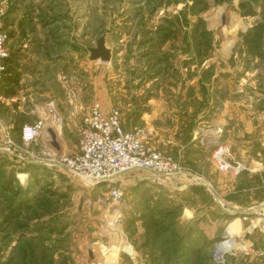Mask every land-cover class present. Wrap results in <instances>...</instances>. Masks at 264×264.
<instances>
[{"label": "rangeland", "instance_id": "obj_1", "mask_svg": "<svg viewBox=\"0 0 264 264\" xmlns=\"http://www.w3.org/2000/svg\"><path fill=\"white\" fill-rule=\"evenodd\" d=\"M0 32L7 36L9 55L0 93L15 97L9 105L13 110L0 100V264H136L135 259L147 264L155 253L151 250L159 246L165 249L160 252L163 262L157 264H244L248 253L244 246L238 258L233 252L243 236L238 240L230 229L218 228L210 238L194 235L198 239L193 242L206 251L192 256L181 239L191 244L198 223L180 224L181 209L165 201L164 184L181 183L183 176L193 174L198 183L195 194L202 197L206 192L219 198L235 189L239 193L240 174L252 163H262L257 157L262 154L258 138L261 132L264 135L260 114L264 107L238 106L221 141L208 147L203 157L214 169L213 180L183 165L179 151L167 150L162 140L173 127L181 129L189 121L194 123L185 126L193 132L198 115L208 112L216 117L225 104L260 103L264 0H0ZM102 36L112 51L108 63L89 58V49L96 48ZM7 72L13 73V87L4 86ZM24 74L30 78L22 82ZM190 82L195 85L186 91ZM96 104L104 112L119 110L124 132L147 130L145 143L171 159L182 174L164 178L134 170L112 183L93 185L54 169L55 158L48 151L58 156L78 153L80 131ZM19 106L26 114L17 110ZM246 109L254 129L251 135L240 119ZM37 125L42 127L41 136L26 144L23 128ZM208 125L204 130L210 129ZM49 129L59 150L48 145ZM239 137L242 141L236 140ZM221 148L228 172L213 162ZM21 174H27L23 184ZM140 177L152 185L138 189L128 184ZM114 186L121 188L124 204L129 205L116 224L112 221L116 206L108 195ZM222 205L225 218L228 206ZM139 209L158 210L159 219L143 225L144 239L136 240L134 247L146 241L148 250L135 252L132 239L140 227H134L137 219L132 213L137 215ZM211 218L202 220L198 230ZM254 222L264 229V221ZM170 225L173 229L166 233ZM226 240L232 247L218 260L216 248Z\"/></svg>", "mask_w": 264, "mask_h": 264}, {"label": "crops", "instance_id": "obj_2", "mask_svg": "<svg viewBox=\"0 0 264 264\" xmlns=\"http://www.w3.org/2000/svg\"><path fill=\"white\" fill-rule=\"evenodd\" d=\"M7 34V33H6ZM203 72L198 73L199 75ZM13 76L12 72H7L6 83L4 86H12L14 85L12 78ZM196 76V75H195ZM30 78V75L24 74L21 77L22 82L26 79ZM195 78V77H193ZM200 78V76H199ZM10 79V80H9ZM10 81V82H8ZM10 83V84H9ZM194 82H190L187 84V88H193ZM2 84L0 86V89H2ZM262 97L259 98L260 103L253 102L250 104L249 102L244 103H238L237 106L228 103L224 105V112L216 117L213 115H209L208 112L206 114H203V116H197L200 120L198 124L196 125V129L193 130L191 127H187L185 125L193 124V121H189L188 123H185L182 128L173 127L171 130V133H168L167 135H164L162 142L164 143V146L167 150H174L179 151L177 155L179 154V159L182 161L183 165L187 164L190 165L197 170L201 171L204 178L208 180H213L214 174H213V168L208 164V159L206 157H203L204 154H207L209 152L208 147L213 145H216L218 142L221 141L223 136L226 134V123L229 121L231 117H236L235 111L236 108L241 106L242 104H246L248 106L256 107H264V93H261ZM0 100H2V105L6 107H10L13 110L12 106H9L11 103H14L15 97L11 96L10 98L5 97L0 93ZM18 111H22L21 113L26 114V110L23 107H18ZM247 113H244V115L240 116V119L246 123L245 126V133L247 135H251L254 129L252 128V123L249 120L250 118V111L248 109ZM260 114L264 115V108L260 109ZM264 120V116L262 117ZM213 120V124L211 123ZM210 127L209 130H204V126L206 124ZM181 131V132H180ZM184 134V140H182L181 137ZM263 132H261V135L258 138V141L263 145L261 148V153H264V135H262ZM179 136V137H178ZM241 140V138H236V140ZM250 139H246L244 141H249ZM181 144V145H180ZM180 145L179 149H176V146ZM246 148H251L250 146H246ZM262 154H260V158L257 157V160L262 162L260 165H258V162H254L250 166V170L248 172H243L240 174V176H243V183L240 186V191L237 193V190L235 189L234 192L229 193L226 197L219 198L217 196H213L212 194H209L206 192V196L202 197L198 194H195L197 191V186L195 182V179L193 178L194 175H187L188 178L183 176L181 179V183L175 182L174 184L169 183L164 184L165 190L168 192L165 196V201L168 202L171 206L175 205L180 207L181 211L179 213L180 217L179 220L180 224H192L193 222L198 223L197 229L194 231L193 236L191 237V244H189V239L187 241V238L181 239L186 250H189V252L193 253L192 256L200 255L201 252L206 251L205 249L202 251V247L200 243L195 244L194 235L198 236L199 234L206 235L208 238H210L212 235L215 234V230L218 228L230 229V233L235 236L238 240L241 239V236H243V243H239L235 246V250L233 251L237 256L239 257L240 248L244 246V248L248 251V253L244 256V264H264V229L262 230V223L259 224L257 227L254 226L256 220L260 219L264 221V159ZM188 170L191 169L189 166L185 167ZM236 177V176H235ZM236 180V178H235ZM128 184L133 183V187H142L145 185H149L153 183L150 182L147 178H138L133 180H127ZM125 183V182H124ZM167 183V182H164ZM157 184V183H156ZM198 184V183H197ZM125 189L126 186L124 185ZM139 189V188H138ZM170 189V190H169ZM170 192H169V191ZM138 191V190H137ZM209 191V190H207ZM208 193V194H207ZM133 199V197H130ZM141 198V197H140ZM146 198V196H145ZM207 198V199H205ZM219 198V199H218ZM221 199V200H220ZM126 200V199H125ZM124 200V203H126ZM142 200V198H141ZM134 201V200H133ZM143 202V200H142ZM141 202V203H142ZM145 202V201H144ZM222 202L227 204L228 206V215L224 218L222 215V209L224 206L222 205ZM136 203V202H135ZM197 205H196V204ZM207 203V204H206ZM239 204V205H238ZM128 206L126 207V204L123 206L122 212L128 211ZM171 208V207H170ZM185 210L189 213V215H185ZM170 212V211H169ZM131 212H129L130 214ZM158 210L151 212L147 210H141L139 209L138 214L136 215V212H133L132 215L134 216V220L137 219L134 223V227H137V225L140 227V230H136L134 232V239H132L134 242L133 246L131 247L129 244H126L125 247L128 248L130 246L133 251H145L146 249V241H144L145 245H139V248L134 247L136 245V240L144 239L143 234V225L144 224H153L156 223L159 219L158 217ZM171 218V213H169ZM214 218L212 221H209L207 223V226L205 228H202L200 230L199 227L201 226V221L205 220L206 218H209L210 220ZM113 219V218H112ZM224 219V222H223ZM197 221V222H196ZM212 225V226H211ZM171 227V228H170ZM166 230V233H170L172 231V225ZM189 229V228H188ZM134 231V230H133ZM127 236V235H126ZM124 237V236H123ZM129 237V235H128ZM149 238V237H147ZM198 239V238H196ZM195 241V242H193ZM148 242V241H147ZM149 246H152L150 244ZM165 247L159 246L154 247L151 251H154L155 253H152L150 257L147 260V264H157L163 262V255H161V251H163ZM165 255V254H164ZM136 260V259H135ZM133 260L134 263H138V261ZM142 262L143 260L140 259ZM164 264H172L171 262H164ZM180 264V263H179Z\"/></svg>", "mask_w": 264, "mask_h": 264}, {"label": "built area", "instance_id": "obj_3", "mask_svg": "<svg viewBox=\"0 0 264 264\" xmlns=\"http://www.w3.org/2000/svg\"><path fill=\"white\" fill-rule=\"evenodd\" d=\"M6 46L7 36L0 32V78L6 71L5 60L9 57ZM93 109L92 115L85 121L80 131L78 153L58 156V153L51 154L48 151L55 158L54 169L66 171L93 185L112 183L120 175L134 170H147L164 178H173L182 174L171 159L163 157L161 153L145 143L148 136L147 130L136 128L131 132H124L119 110L113 108L109 112H104L99 104H96ZM55 122L60 126V120ZM41 129L40 125L24 127L23 141L26 144L36 142L41 136ZM54 129L57 131L56 128ZM46 136L48 137L47 134ZM224 153L223 148L219 149L214 155L213 162L220 171L228 172L230 165L224 160ZM239 170L240 167L236 169L237 172ZM105 195L98 198V203H102ZM108 195L116 206L112 220L116 224L120 221L123 210L124 192L119 186H114L108 191ZM231 247L228 240L218 245L216 259H223L226 251Z\"/></svg>", "mask_w": 264, "mask_h": 264}, {"label": "water", "instance_id": "obj_4", "mask_svg": "<svg viewBox=\"0 0 264 264\" xmlns=\"http://www.w3.org/2000/svg\"><path fill=\"white\" fill-rule=\"evenodd\" d=\"M89 54L91 61L100 60L103 63H108L112 59V51L106 47V38L104 36L99 38L96 48L89 49ZM48 132L52 138L48 145L54 150H59L54 132L51 129Z\"/></svg>", "mask_w": 264, "mask_h": 264}, {"label": "clouds", "instance_id": "obj_5", "mask_svg": "<svg viewBox=\"0 0 264 264\" xmlns=\"http://www.w3.org/2000/svg\"><path fill=\"white\" fill-rule=\"evenodd\" d=\"M19 179H20V181H21V184H23V183L26 181V179H27V174H21V175L19 176ZM185 215H186V216L189 215V213L187 212V210H185Z\"/></svg>", "mask_w": 264, "mask_h": 264}, {"label": "trees", "instance_id": "obj_6", "mask_svg": "<svg viewBox=\"0 0 264 264\" xmlns=\"http://www.w3.org/2000/svg\"><path fill=\"white\" fill-rule=\"evenodd\" d=\"M191 255H194V254L191 252Z\"/></svg>", "mask_w": 264, "mask_h": 264}]
</instances>
